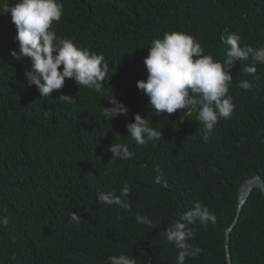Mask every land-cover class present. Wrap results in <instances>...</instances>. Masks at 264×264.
Returning <instances> with one entry per match:
<instances>
[{
  "label": "trees",
  "instance_id": "1",
  "mask_svg": "<svg viewBox=\"0 0 264 264\" xmlns=\"http://www.w3.org/2000/svg\"><path fill=\"white\" fill-rule=\"evenodd\" d=\"M61 1L64 18L57 29L108 60L107 95L79 88L71 78L45 98L36 86L25 88L23 60L11 55L13 43L0 30V220L8 219L0 223V264H105L109 255L121 253L137 264H176L177 250L161 233L196 202L217 220L188 225L195 236L189 243L202 252L185 264H229L226 230L236 217L241 186L264 178V64L252 76L234 63L229 85L234 112L219 120L207 142L196 111L183 119L185 110L167 118L152 115L137 82L148 77L149 42L165 32L191 35L204 55L220 61L221 35L238 34L241 47L264 46V0ZM0 22L11 20L0 14ZM241 80L252 88L237 87ZM112 91L129 112L111 121L102 112L112 106L107 100ZM135 114L151 119L162 139L136 145L126 127ZM115 142L127 144L134 157L108 163L107 149ZM157 166L167 188L155 183ZM125 181L131 186L123 197L129 209L97 203L98 192L120 195ZM72 211L81 216L79 224L69 223ZM138 212L152 225L138 224ZM230 251L232 264H264L260 188L243 207Z\"/></svg>",
  "mask_w": 264,
  "mask_h": 264
},
{
  "label": "clouds",
  "instance_id": "2",
  "mask_svg": "<svg viewBox=\"0 0 264 264\" xmlns=\"http://www.w3.org/2000/svg\"><path fill=\"white\" fill-rule=\"evenodd\" d=\"M0 14H4L7 21L11 20L7 24L0 22V30L6 32L7 38L13 43L11 55L23 60L25 88L34 85L41 97L45 98L52 96L54 90H61L66 80L73 79L79 88L107 95L103 82L109 73V63L103 53L78 46L71 32L64 34L57 29V24L64 18V4L61 0H15L12 4H0ZM220 40L225 49L223 61L214 59L212 55H204L200 41L191 35L180 31L165 32L162 38L157 37L149 42V54L144 59L148 77L146 81L137 82L138 89L149 98L152 115L167 118L177 110H185L182 112L183 119L189 118L196 111L197 121L202 125L201 137L205 142L209 140L219 120L229 119L234 112L235 104L229 94V85L233 81L230 69L234 63L239 61L243 65L241 72L252 76L257 72L256 65L264 64V46L241 47V37L236 33L221 35ZM246 61L248 63H244ZM237 87L248 91L252 84L248 80H241ZM59 99L76 102V98L70 95H61ZM107 100L112 106L103 107L102 115L105 119L112 121L129 112L113 91ZM153 125L151 119L135 114L134 122L128 123L126 127L129 137L141 146L162 139V131ZM107 151L112 157L108 163L127 161L135 155L127 144L118 142L113 143ZM111 171V168L106 169L105 175ZM156 172L155 183L167 188L168 181L164 179L163 169L157 166ZM130 193L131 186L125 181L120 195L114 191L98 192L97 203L100 206L118 205L129 209L130 203L123 197ZM1 218L0 223L7 225L8 219ZM216 220L214 212L196 202L192 209L180 215L177 222L168 225L161 237L177 250L176 264H185L187 259L195 258L202 252L200 247L189 243L195 236L188 225L197 221L201 224H215ZM80 221L81 216L72 211L69 223L79 224ZM136 222L152 225V220L139 212L136 214ZM105 264H137V259L121 253L109 255Z\"/></svg>",
  "mask_w": 264,
  "mask_h": 264
},
{
  "label": "water",
  "instance_id": "3",
  "mask_svg": "<svg viewBox=\"0 0 264 264\" xmlns=\"http://www.w3.org/2000/svg\"><path fill=\"white\" fill-rule=\"evenodd\" d=\"M255 188H260L264 193V178L262 176H257L253 179L247 180L243 183L240 189L239 194V204H238V212L234 224L228 229L227 231V238H226V248L228 251L229 256V264H232V257L230 255V244H231V232L234 229V226L239 222L243 207L247 202L250 194Z\"/></svg>",
  "mask_w": 264,
  "mask_h": 264
}]
</instances>
